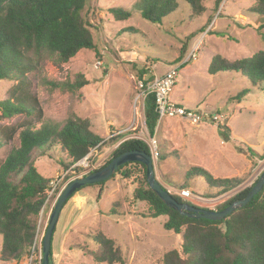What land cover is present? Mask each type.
I'll return each mask as SVG.
<instances>
[{"label": "rangeland", "instance_id": "obj_1", "mask_svg": "<svg viewBox=\"0 0 264 264\" xmlns=\"http://www.w3.org/2000/svg\"><path fill=\"white\" fill-rule=\"evenodd\" d=\"M176 2L177 10L160 25H153L133 10L139 0H87L82 16L89 24L95 48L78 52L60 67L46 55L34 58V69L27 74V79L30 92L39 100L43 122L61 127L73 116L87 119L90 130L105 142L96 152H89L87 166L72 170L71 166L67 169L60 166L65 161L60 145L35 152L34 167L40 176L50 177L51 181L57 175H64L61 187L75 177L100 169L123 142L141 140L152 156L156 180L184 203L187 201L177 192H191L199 198L195 205L198 208L218 211L258 181L264 170L261 87H251L236 74L221 73L212 77L207 68L214 55L234 61L264 51V17L254 13V0H208L205 12L199 16H192L183 0ZM110 8L128 10L131 18L116 22L109 14ZM192 50H196L195 60L183 63ZM173 68L177 73L170 101L203 112L205 122L192 125L186 120L166 119L157 123L156 135L150 138L144 124V100L137 96L140 92L137 82L150 80L153 74L161 76L157 72ZM140 72H143L141 80L138 79ZM79 75L87 85L72 93L46 85L72 83ZM13 85L11 80L0 81V101L7 98ZM244 90L249 93L239 103L232 100ZM22 121L20 116L0 117V127L16 126ZM218 126L228 129V139L219 135ZM18 145L17 133L0 150V164ZM65 163L69 165L70 161ZM190 168H201L214 179H241L240 186L244 188L237 194H220L209 189L201 179L187 178ZM185 185L189 188L181 189ZM99 188V209H114L119 215L108 212L104 218L89 217L84 221L83 227L92 226L85 238L81 237L84 243L72 235L69 239L74 247L71 260L60 264H94L79 248L95 249L93 237L97 232L115 242L124 264H161L166 252L179 250L181 238L163 229L164 216L142 218L144 204L132 199L134 185L115 175ZM54 199L55 195L47 203L53 206Z\"/></svg>", "mask_w": 264, "mask_h": 264}, {"label": "trees", "instance_id": "obj_2", "mask_svg": "<svg viewBox=\"0 0 264 264\" xmlns=\"http://www.w3.org/2000/svg\"><path fill=\"white\" fill-rule=\"evenodd\" d=\"M183 1L192 16H199L205 12L208 0ZM86 3L87 0H0V81L14 82L7 98L0 101V117L23 118L19 125L0 127V150L17 133L19 141L18 147L12 149L0 164V263H18L29 253L36 236L37 221L46 203L50 180L37 173L34 167L35 152L60 145L65 156L60 166L67 169L84 159L92 149L105 145L104 140L90 130L87 119L73 116L66 119L61 127L52 122H43L39 100L30 92L27 79V74L34 69V58L46 55L56 67H60L78 52L95 48L89 24L82 16ZM177 7L176 0H139L133 10L139 13L141 19L160 25ZM254 13L264 17V0H254ZM109 14L116 22L126 21L132 15L122 8H110ZM207 73L212 77L221 73L236 74L251 87L259 85L264 94V51L234 61L214 55ZM138 79H143V72L139 73ZM46 85L72 93L85 87L87 81L79 75L72 83ZM247 93L249 91L244 90L232 100L239 103ZM157 122L154 97L148 96L144 101V124L150 138L156 135ZM37 125H40L38 129ZM217 131L223 139H228L227 128L218 126ZM126 151L149 153L148 146L141 140H129L120 144L112 157ZM66 161H70V164L67 165ZM115 175L134 185L132 199L144 204L142 218L164 216L166 222L163 229L180 236L179 250L166 252L161 264H264V185L245 207L222 221L213 222L189 219L165 206L149 189L142 164L127 163L110 179ZM186 177L201 179L209 189L217 190L220 194L242 183L238 178L214 179L201 168H190ZM106 182L85 186L78 191L86 187H102ZM188 188L185 185L181 189ZM249 190L234 196L218 211L234 200L244 198ZM109 214L119 215L114 209ZM93 242L95 249L82 247L79 251L90 256L94 264H124L121 250L113 240L97 232ZM49 264H53L51 250Z\"/></svg>", "mask_w": 264, "mask_h": 264}, {"label": "water", "instance_id": "obj_3", "mask_svg": "<svg viewBox=\"0 0 264 264\" xmlns=\"http://www.w3.org/2000/svg\"><path fill=\"white\" fill-rule=\"evenodd\" d=\"M127 163L142 164L146 171V181L149 189L154 195L169 209L177 212L179 215L196 220H207L218 222L230 216L234 211L245 207L255 195H257L264 185V170L258 181L250 188L247 195L242 199L234 200L225 209L213 211L191 206L184 202H178L155 178L153 169V159L149 153L144 151H126L115 157H112L107 164L98 170L87 173L81 177L71 180L62 190L57 198L53 210L50 214L46 232L42 243V264H49V254L51 250V240L53 232L58 221L60 212L67 200L75 194L80 188L99 184L108 181L118 169Z\"/></svg>", "mask_w": 264, "mask_h": 264}, {"label": "built area", "instance_id": "obj_4", "mask_svg": "<svg viewBox=\"0 0 264 264\" xmlns=\"http://www.w3.org/2000/svg\"><path fill=\"white\" fill-rule=\"evenodd\" d=\"M195 53H196V50H192L187 56V58L183 61V63H187L190 60H195L196 58ZM176 73H177L176 69L173 68V69L168 70L166 73H164L161 76H155L153 74L154 76L150 80L138 81L137 85H138V90L140 91L139 94L137 95L138 98H142L145 101V99L148 96L154 97L155 112L158 117L157 123H160L166 119L186 120L192 125H197V124L205 122L206 116L203 114V112H200L196 109L189 110V109H186L185 107H182L181 105L172 103L170 101L169 95L172 92L173 87L175 86ZM98 148L99 147L94 148L90 152H96ZM87 159H88V155L84 159L73 164L70 167V170L74 169L75 167H79L81 165L87 166V162H86ZM83 162H85V165H83ZM63 177L64 175H61V176L57 175L55 178H53L49 182L48 189L46 190L47 199H46L45 205L48 204L47 203L48 199L53 195H55V199H54L55 200L54 204H55L57 198L59 197L64 187L71 180L77 178L75 177L69 180L68 182L64 183L61 187H59L60 183L63 180ZM243 186L244 185L242 186L239 185L237 188H235V190L233 189L227 192L226 196L230 195L233 192H235V194L239 193L244 188ZM177 195L182 200L187 201V204L194 206V207H196L195 205L199 201V198L195 197L191 192L186 191V190H181L177 192ZM54 204L53 206L50 205L49 212L47 213L45 218L42 216V210L45 205L43 206L41 213L39 214L38 221H37V231H36V236L34 238V242L29 250V253L25 257H23V259L20 260L17 264H42V258H43L42 243H43L44 235L46 232L48 220L53 210Z\"/></svg>", "mask_w": 264, "mask_h": 264}, {"label": "crops", "instance_id": "obj_5", "mask_svg": "<svg viewBox=\"0 0 264 264\" xmlns=\"http://www.w3.org/2000/svg\"><path fill=\"white\" fill-rule=\"evenodd\" d=\"M164 73H166V71L161 73L157 72V74L160 75ZM98 190L101 192L99 187L84 188L76 192L63 206L51 240L53 264H60L66 261H68L67 263L70 262V256H72L74 247L73 244L71 245L69 243V239H71L72 235H76V240L80 242L79 240H82L81 237L85 236L86 231L92 228V226L83 227L84 221H87L89 217L96 219H98V217L104 218L108 214L109 210L99 209L98 203L101 197L97 200L100 194H97ZM49 209L50 205L46 204L42 210V216L44 218L49 212ZM82 243H84V241ZM65 258L66 260H64Z\"/></svg>", "mask_w": 264, "mask_h": 264}]
</instances>
